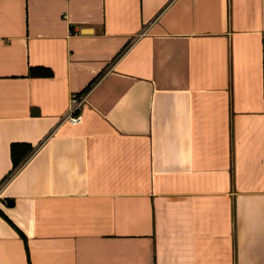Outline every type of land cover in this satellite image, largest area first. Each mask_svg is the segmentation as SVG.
<instances>
[{
    "label": "crops",
    "instance_id": "0c3cea01",
    "mask_svg": "<svg viewBox=\"0 0 264 264\" xmlns=\"http://www.w3.org/2000/svg\"><path fill=\"white\" fill-rule=\"evenodd\" d=\"M0 264H264V0H0Z\"/></svg>",
    "mask_w": 264,
    "mask_h": 264
},
{
    "label": "trees",
    "instance_id": "16d2710c",
    "mask_svg": "<svg viewBox=\"0 0 264 264\" xmlns=\"http://www.w3.org/2000/svg\"><path fill=\"white\" fill-rule=\"evenodd\" d=\"M27 74L29 76H51L52 72L49 68L44 66H30L28 67ZM96 78V77H95ZM92 79L88 85H90L94 80ZM87 85V86H88ZM86 90V87L82 89ZM31 149L28 143L23 142H13L10 144V156L12 158L13 165H16L18 161ZM27 252V250H26Z\"/></svg>",
    "mask_w": 264,
    "mask_h": 264
},
{
    "label": "built area",
    "instance_id": "2783aa9c",
    "mask_svg": "<svg viewBox=\"0 0 264 264\" xmlns=\"http://www.w3.org/2000/svg\"><path fill=\"white\" fill-rule=\"evenodd\" d=\"M85 98L84 93L73 94L69 99V105L63 116L64 120H67L69 123H76L80 121L79 107Z\"/></svg>",
    "mask_w": 264,
    "mask_h": 264
},
{
    "label": "water",
    "instance_id": "95a60500",
    "mask_svg": "<svg viewBox=\"0 0 264 264\" xmlns=\"http://www.w3.org/2000/svg\"><path fill=\"white\" fill-rule=\"evenodd\" d=\"M11 202H12L11 200H10V201H8V204H11Z\"/></svg>",
    "mask_w": 264,
    "mask_h": 264
}]
</instances>
